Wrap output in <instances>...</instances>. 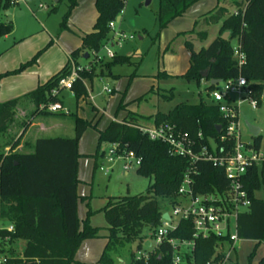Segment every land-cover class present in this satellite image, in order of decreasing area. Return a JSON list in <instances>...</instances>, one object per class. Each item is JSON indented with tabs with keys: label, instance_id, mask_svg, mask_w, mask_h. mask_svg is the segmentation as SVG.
<instances>
[{
	"label": "trees",
	"instance_id": "1",
	"mask_svg": "<svg viewBox=\"0 0 264 264\" xmlns=\"http://www.w3.org/2000/svg\"><path fill=\"white\" fill-rule=\"evenodd\" d=\"M199 1L201 0H159V34ZM62 2L60 0L58 4H54L50 13L57 12ZM78 3L79 0H68V11L60 25L61 30L67 28L68 20ZM126 3L127 0L96 1L98 18L94 31L85 35L81 48L71 54V60L77 66H80L81 58L84 59L88 54V59H91L93 53H99L112 38L110 24L122 17ZM11 6L12 0H3L0 3V9L3 10H9ZM242 6L243 3H237V14L229 15L226 9L219 8L205 16L208 24L223 21V29L230 33V39L225 41L220 36L208 48L199 52L194 50L190 42H186L185 46L190 52V68L183 78L198 87L203 82H210L211 93L216 89V86L211 85L213 80L227 81L242 76L254 91L255 97L260 99L264 93V0H249L245 9ZM13 32L12 24L0 23V40ZM200 36L205 40L207 35L200 33ZM237 39L240 40L247 59L242 68L234 58L232 42ZM39 56L40 53L17 71L0 75V80L36 64ZM141 62H134L133 57L116 55L109 61H99L95 66H100V77L117 78L113 74L115 67L134 66L137 70ZM91 68L81 72L80 80L73 86L72 94L77 102L87 96L84 81L92 80L96 76L95 69ZM70 72L69 61L50 81L23 97L35 107L33 116L51 114L41 111L42 105H63L59 97L51 96V91ZM163 77L167 75L163 74ZM21 99L0 104V220L14 225L15 233L12 234L11 242H26L22 256L10 260L8 264H73L83 241L99 238L100 234L99 228L90 226L89 219L82 227L78 217V147L83 134L93 122L73 115V138H40L31 147L32 152H13L7 155L2 139L14 123ZM154 120L156 125H176L192 137L202 133L204 143H208L210 139L219 142L225 133L226 122L219 107L203 99L198 104L181 103L168 114L158 113ZM139 127V117L130 113L122 123L113 122L100 133L98 155L104 144H118L121 151H131L137 158L142 159L138 174L155 178V183L149 188L147 195L112 199L102 209L109 236L100 264H116L115 257L132 245L137 246L136 251L130 254V264H172L171 246L164 243L158 249L150 251L146 244L151 243V240L145 237L144 232L149 229L154 238L165 213L161 203L166 202L171 206L179 202L178 190L189 168V162L184 158L171 156L167 145L152 141ZM218 127L223 128L220 133ZM261 142L260 136L254 138L257 150L261 149ZM12 145L13 149L18 147L20 139ZM228 145L232 147L233 142ZM263 172V168L257 166L248 170L245 186L251 199V207L248 212L238 217L239 239L256 243L249 256V264H252L258 247L264 244V199L256 197V193L262 188ZM195 180V190L199 194L211 193L215 188L223 189L227 185L223 171L210 164L198 165ZM193 234L192 223L182 221L178 229L170 233L169 238L191 241L194 240ZM219 241L221 239L215 236L195 239L192 259L187 256V260L190 264H207L214 256ZM141 252L148 253L147 260H137V255ZM257 264H264V257Z\"/></svg>",
	"mask_w": 264,
	"mask_h": 264
},
{
	"label": "rangeland",
	"instance_id": "2",
	"mask_svg": "<svg viewBox=\"0 0 264 264\" xmlns=\"http://www.w3.org/2000/svg\"><path fill=\"white\" fill-rule=\"evenodd\" d=\"M23 1L12 4L9 9L12 13L10 16H7L5 11L0 9V23L12 22L15 27V31L9 39L5 40L3 38L0 40V54L5 50L6 45L20 42L25 34L36 32L35 30L40 25L39 22H42L51 34L54 31V40L61 46L69 48L70 54L81 47L82 34H90L94 30L97 0H79L78 6L73 10L68 20L67 28L63 30L60 29V25L68 11V0H63L59 10L52 13L50 17L49 10L52 5L50 0ZM150 1L151 3L146 5V0H127L123 20L121 23L118 22L117 26L122 29L126 36H132L134 39L124 41L121 48L117 46L112 48L117 55L126 57L138 53L139 58L135 55L134 62L142 59L139 68L136 70L134 66H117L113 69V74L118 76L117 78L108 76L101 78L100 66L92 65L91 67L95 69L94 75L96 76L92 78V80L95 79L92 84H88V87L94 99L88 100V102L82 100L77 102L71 92L65 91L61 97L65 104L66 115L63 120H60L62 122H58L62 124L57 123L53 127V131L42 135L43 138H67L69 136L73 138L75 135L73 115H78L88 122H93L92 126L83 134L78 147V217L82 227L89 219L90 226L101 228L103 235L105 232L107 234L108 225L102 209L107 202L122 197L147 195L149 188L155 183V178L154 176L144 177L138 174L139 167L135 162L131 164L128 171L124 169L123 161H115L114 164H110V145L108 144L102 146L98 155L100 133L104 132L113 122L122 123L130 113L141 116L139 117L141 125L153 127L155 124L154 117L157 113L168 114L181 103H198L199 98L205 102L210 101L209 83L203 82L198 87L195 83H189L183 78L190 66V52L184 43L173 45L175 54L172 59L168 60L167 58L171 56L169 51L173 41L179 36L183 28L187 26L193 28L195 20L202 16L201 11L195 8L189 9L190 11L186 12L184 20L170 24L167 29L159 34L157 24L159 0ZM237 1H230V5H232L230 8L231 15L237 12V8H235V2ZM209 8L206 9L207 11L204 14L210 12L212 8ZM225 33L227 32L224 31L222 24L216 36L218 38L224 36ZM213 34L210 31L208 41L204 44L195 41V49L199 50L202 46L207 47L213 40ZM50 41L49 36L44 38L35 36L28 41H22L16 52L2 59L0 64L14 61L15 57L18 59L27 57V61L22 64L25 65L40 53L38 63L50 50ZM235 42L233 40V46ZM32 48H36V51L32 55L33 57H28L30 55L29 51L33 50ZM100 56L105 57L104 51ZM55 57L56 52L52 50L46 59L51 62ZM105 60L109 61L107 58ZM79 62L82 65L90 64L93 62V57L91 56V59L87 60L81 58ZM37 63L25 70L36 66ZM25 70L14 74V76ZM163 74H166L167 77H163ZM222 88L223 85L216 86V89L221 90ZM106 90L112 91V94H108L105 92ZM152 90L153 92H151ZM262 96L264 98V93L260 97ZM25 105L27 106L25 110H17L14 123L2 139L4 152L7 155L13 152H30L31 147L29 148L27 144L32 142L26 140L22 145L24 134L21 136L20 133L22 129L28 128L27 122L30 123L32 119L38 116H33L35 111L33 104L25 102ZM93 107L96 109L94 110ZM239 121L241 124V139L246 144H253L255 138L247 125L260 130L259 136L262 138L261 153L264 155V105L257 110H253L248 103L243 104L239 109ZM43 125L46 126L47 123L43 122ZM19 139L20 145L13 149L12 144ZM261 168L264 171V165ZM261 180L262 188L256 193L258 199H264V172ZM161 207L163 211L172 214V207L168 203H161ZM152 234L149 229L144 232L145 237L151 240L150 251H153L155 247ZM25 246L26 242L21 240L18 245V253H22ZM105 246L106 240L104 238L86 239L81 244L73 264H100L99 261ZM136 246L132 245L123 249L115 257L116 264H121L118 258L123 260L124 263L122 264H130V254L132 251H136ZM255 246V242L240 241L236 246V253L232 256L231 264H249V256ZM263 257L264 244H261L252 264H257Z\"/></svg>",
	"mask_w": 264,
	"mask_h": 264
},
{
	"label": "built area",
	"instance_id": "3",
	"mask_svg": "<svg viewBox=\"0 0 264 264\" xmlns=\"http://www.w3.org/2000/svg\"><path fill=\"white\" fill-rule=\"evenodd\" d=\"M248 1L242 0L243 9L247 6ZM19 2L24 1L12 0V4ZM123 14L124 12H122ZM117 23L118 21L110 24L112 38L99 53H93V62L90 65L77 66L70 60L71 72L67 77L61 79L58 86L51 91L52 97H59L64 91L72 93L74 84L80 80L81 72L89 71L92 65L98 64L105 58L113 59L117 53L112 48L116 46L121 48L124 41L134 39L118 30ZM102 51L105 53L104 58L100 56ZM233 51L238 66L242 68L246 65L247 59L239 39L236 40ZM218 85H223V88L211 92L210 100L219 107L226 122L225 133L219 142L210 139L208 143H204L202 133L192 137L188 132H184L170 123L154 124L153 127H145L140 124L139 127L141 132L152 141L167 145L171 156L184 158L189 162V168L178 190L179 202L176 205H171L172 214L165 212L169 218L162 217L161 224L156 229L153 238L154 249H158L164 243L171 246L172 264H190L187 256L192 259L196 246L195 239H208L212 236L220 238L221 241L218 242L216 252L207 264H231L232 256L237 251L236 246L241 241L238 237V217L248 212L251 207L245 178L249 169L264 165V155L261 153V149L257 150L254 143L246 144L242 141L239 121L240 107L248 103L253 110H257L264 105L263 96L257 99L247 80L242 76L220 81ZM105 92L112 93L110 90ZM40 110L51 114L66 115V109L59 103L42 105ZM229 142H233L232 147H229ZM115 161H123L126 171L131 168L133 162L139 168L142 164V159L137 158L135 153L121 151L118 144H111L109 163L114 164ZM199 164H210L214 168L222 170L227 182L226 187L215 188L211 193H197L195 177L198 175ZM182 221L192 223L194 240L169 238L170 233L176 231ZM14 233L13 224L0 220V264H8L10 260L20 258L23 254V252L18 253L20 240L11 242ZM148 257V253L141 252L138 253L137 260H147Z\"/></svg>",
	"mask_w": 264,
	"mask_h": 264
},
{
	"label": "crops",
	"instance_id": "4",
	"mask_svg": "<svg viewBox=\"0 0 264 264\" xmlns=\"http://www.w3.org/2000/svg\"><path fill=\"white\" fill-rule=\"evenodd\" d=\"M27 1H30V0H27ZM230 1L231 0H201L197 4H195L193 7H191L190 10L195 8L198 11H201L202 16L200 18H197V20H195V25L193 26V28L187 26L186 28H183V30L179 33V36L173 41V43L171 45V48H170V51L167 50V51H169V54L171 55V56L167 57L168 60L173 58L172 56L175 54V48L173 47V45H175L177 43H184V45H185L186 42H190L193 45L194 50L196 52H199L200 50H202L204 48H208L217 39L216 34L220 31L221 26L223 24V21H221L218 24H208L205 21V16L209 15L210 13L215 12L219 8L226 9L228 11L229 15H231L230 8L232 7V5H230L231 4ZM1 2H2V0H0V3ZM50 2L52 3V5H51V8L49 10V17L51 15V13H50L51 10L54 8L53 5L55 4L51 0H50ZM241 2H242L241 0H238L237 2H235V8H237L236 7L237 3H241ZM209 7L212 8L210 10V12L207 13V14H204L208 9H210ZM4 11H5L7 16H10L12 14L10 12V10H4ZM185 17H186V13L182 17L177 18L176 20H174L172 23L179 22L180 20H184ZM97 18H98V12L96 14L95 24H96ZM122 18H123V15L119 19V23H121V21L123 20ZM3 23L4 24H12V22H3ZM39 23H40V25H39V28H37L35 30L36 32H30V33L25 34V36H23L24 38L22 37V41H28V40L32 39L33 37H35V36L36 37L38 36L40 38H44L45 36H49L50 40H51L50 43H49L50 50L48 51L47 54H45L39 60V62L37 63L36 66H33L32 68H29V69L25 70L24 72H22L19 75H15V76L14 75H8L7 77H4V78H2L0 80V104L4 103V102H7V101H10V100H13V99L22 98L21 101H20V104L18 106L19 109H17V110H25L27 108V106L25 105V102H29V103H31V102L29 100H27V99H24L23 97H25L29 93L35 91L38 87H40V86L46 84L48 81H50L71 60V54L74 51H76L77 49H79V48H77L76 50H74L70 54L69 48L67 49V47L61 46L57 41L54 40L55 39L54 36H53L54 31H53V34H51L46 29V26L42 22H39ZM95 24H94V26H95ZM117 29L122 31V29L120 27H118V26H117ZM14 31H15V27H14ZM210 31H212V33H214L212 42H210L207 47H203L202 46L199 50H196L194 42L196 41V42H199L201 44L206 43L208 41V38H209V35H210ZM200 33H206L207 36H206L205 40H203L201 38ZM87 34H89V33L82 34L81 39ZM225 35H226V33L224 34V36H222V39L225 37ZM42 36H44V37H42ZM9 37H10V35L5 37L4 39L7 40V39H9ZM22 41L15 42L14 44H11V45L10 44L6 45L5 46V50H3L1 52V54H0V62L5 57L14 54V52H16V50L20 47V44H21ZM81 46H82V42H81ZM52 50L56 52V57L54 59H52V61L50 62V61H47L46 58H47L48 54ZM35 51H36V48H34L33 50L29 51L30 55L28 57H31L35 53ZM135 55L137 56V58H139L138 53L130 56V57H133V61L135 60V57H136ZM15 58L16 59L14 61H10V62L8 61L7 63H1L0 64V75H7L9 73H12V72L18 70L22 66V64H24L27 61L26 59H28L27 57L21 58V59H18L17 57H15ZM141 60L142 59H140V61ZM140 61H138V62H140ZM138 62H136V63H138ZM90 64H86V65L83 64L82 65L80 63L81 66H88ZM189 68H190V66H189ZM93 80H85L84 81V84H85V86L87 88V96L83 97L80 100H82L84 102H88V100H92V98L94 99V97H92V95H91V93L89 91V87H88V84L89 83L92 84ZM64 92H62L60 94V96H59V98L61 100H62L61 96H62V94ZM200 96H201V94H200ZM200 100H201V98H199L198 103L200 102ZM209 100H210V94H209ZM62 102H63V107L65 108L64 101L62 100ZM210 102H211V100H210ZM198 103H196V104H198ZM93 108H95V107H93ZM136 116L137 117H141V116H138V115H136ZM64 117H65V115L61 116L60 114H50V115H47V116H38L37 118L32 119L30 121V123L27 122V125H28L27 127L28 128L27 129L26 128L22 129V131L20 133L21 136L24 134V139L22 141V145H23L24 141L28 140V141L32 142L31 144L30 143L27 144V145H29L28 147L29 148L32 147L38 139L43 138L42 135H44L45 133H48L50 131H53L54 130L53 127L56 126V124L58 122H62L60 120H63ZM43 122H46L47 125L44 126ZM139 122H140V119H139ZM58 124H62V123H58ZM42 128H43V130H42ZM63 138H65V137H63ZM67 138H72V137L69 136ZM30 152H32L31 148H30ZM30 152H27V153H30ZM99 229H100L99 238H104L106 240V245H107L108 236H109L108 227L106 229L107 230V234L105 232L104 235H103L102 229L101 228H99ZM150 245H151V243H150ZM118 259H119V262L121 264L124 263L121 258H118Z\"/></svg>",
	"mask_w": 264,
	"mask_h": 264
},
{
	"label": "water",
	"instance_id": "5",
	"mask_svg": "<svg viewBox=\"0 0 264 264\" xmlns=\"http://www.w3.org/2000/svg\"><path fill=\"white\" fill-rule=\"evenodd\" d=\"M51 1H53L55 4H58L60 0H51ZM150 3H151L150 0H146V5H149ZM118 22H119V19H118ZM228 36H229V34L226 33V35H225V37L223 38V40L227 41V40H228ZM88 58H89V55L86 54L85 59L87 60ZM219 83H220L219 80H213V81L211 82V85L216 86V85H218ZM247 126H248L249 131L251 132V134H252L254 137H258V136H259V133H260V130H259V129H257V128L251 126V125H247ZM220 132H221V127H218V133H220ZM163 218H164V219H168V218H169L168 214L165 213V214L163 215ZM146 246H147L148 248L151 247L150 243H147Z\"/></svg>",
	"mask_w": 264,
	"mask_h": 264
},
{
	"label": "bare ground",
	"instance_id": "6",
	"mask_svg": "<svg viewBox=\"0 0 264 264\" xmlns=\"http://www.w3.org/2000/svg\"><path fill=\"white\" fill-rule=\"evenodd\" d=\"M210 83V82H209Z\"/></svg>",
	"mask_w": 264,
	"mask_h": 264
}]
</instances>
